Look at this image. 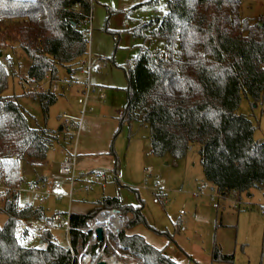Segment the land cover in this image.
<instances>
[{
  "label": "trees",
  "instance_id": "obj_1",
  "mask_svg": "<svg viewBox=\"0 0 264 264\" xmlns=\"http://www.w3.org/2000/svg\"><path fill=\"white\" fill-rule=\"evenodd\" d=\"M92 2L0 0V53L21 49L30 61L29 77H59V68L70 75L88 53ZM241 2H137L121 10L127 24L124 30L139 39L136 54L120 63L113 62L112 56H99L103 62H113L126 79L127 99L115 133L124 123L128 128L133 123L146 125L151 153H168L174 158L184 157L189 146L197 143L206 181L218 193L233 198L251 187L264 186V139L254 138L252 121L238 111L242 96L255 105L264 93V13L253 19L242 16ZM148 6L155 11L130 15V11ZM109 32L117 46L118 30ZM7 87L8 72L0 61V178L4 177L7 187L0 196V212L6 215L0 226V264H78L87 234L71 229V249L67 248L51 239L48 226L52 216H46L40 204L16 209L22 181L20 162L41 164L62 124L58 130L29 126L18 96L6 94ZM23 93L37 98L45 114L57 98V93L46 89H25ZM67 141L64 135L63 142ZM108 153L117 172L119 161L113 147ZM158 197L165 200V193ZM93 203L87 212H70V223L80 226L101 207H119L129 219L114 239L140 257L139 264H179L164 248L152 245L139 233L127 232L139 223L152 227L142 213V199L126 203L118 195H103ZM28 218L44 220L47 228L35 234L24 226ZM210 259L232 264L234 255L213 242Z\"/></svg>",
  "mask_w": 264,
  "mask_h": 264
},
{
  "label": "rangeland",
  "instance_id": "obj_2",
  "mask_svg": "<svg viewBox=\"0 0 264 264\" xmlns=\"http://www.w3.org/2000/svg\"><path fill=\"white\" fill-rule=\"evenodd\" d=\"M140 1L143 0H93L92 2L93 16L90 34L91 36L93 34V38L99 39L102 46L101 54L109 47L104 55L112 56L115 63L124 62L137 52L136 44L139 39L124 30L126 24L124 13L121 10ZM107 9L112 10L113 13H108ZM154 11L155 9L149 8V6L140 7L130 11V15L146 16ZM240 13L245 17L256 18L264 13V0H242ZM109 30H118L117 46H115V39ZM6 52H10L13 58L8 63L3 62L8 72V87L5 92L18 96V102L26 112L29 126L58 130L59 118L63 112L68 114L79 112L78 95L75 86L72 85L68 90L59 89L56 100L48 107L45 114L37 98L23 93L27 87L21 77H27L29 58L19 48L12 51L4 49L0 53V61ZM113 62L108 61L106 65H101L97 70L91 69L90 81L102 86L106 97L101 101H91L93 110L87 113L106 117L105 120L113 122L115 120V126L112 130L110 128V133H108L105 129L106 121L101 129L102 133L96 128L89 127L81 134L79 141L85 148L91 149L90 152L93 155H98L97 163H99L90 167L83 166L84 168L77 164L75 174L80 171L112 169L114 158L108 151L110 147H113L119 161L118 182L114 179L107 182H92L91 189L85 190L82 188L85 182L76 180L73 183L74 199L68 206L69 182L64 176L57 174L56 170L65 153L76 155L79 152L77 148H73L78 136L74 131L70 141L64 143V130L61 129L42 163L46 178L51 181H59L60 187L53 190L49 183L42 188L45 193L44 198L34 200L29 190V183L36 177L33 174L32 166L29 165L30 168L26 167L25 171L21 172L23 177L19 185L18 204L23 205L27 202L40 204L44 208L45 215L51 217L55 210L72 211L77 204L84 205L86 203L83 202L95 200L102 193L118 195L126 203H136L140 198L143 201L142 213L152 227L139 223L134 225L131 231L140 233L156 247L164 248L169 252L175 250V253L187 255L188 262L185 261L182 264H210L209 255L213 242L219 244L226 253H233L232 264H264V211L261 212V209H264V186H255L240 192L243 202L238 205L239 207L236 206L237 203L235 205L231 195L219 193L215 199L218 206L215 207L205 193L194 195L199 184L208 183L203 175L197 143H192L189 146L184 157L174 158L168 153L161 156L151 153L146 125L133 123L128 128V125L124 123L121 129L115 133L118 125L117 117L123 109L127 96L124 73ZM80 68L83 67L79 66L72 73L74 76L84 79V74L79 71ZM68 74L69 72L64 68H59L60 78L68 77ZM58 84L61 85V83ZM238 111L245 113L252 121L254 138L264 139V93L261 101L255 105L242 96ZM100 136L102 141H106L107 148L105 149H101V142L95 139ZM108 158L111 162L106 163ZM19 166L22 170L23 165ZM147 167L152 168V174L146 173ZM154 182H157L161 192L165 193V200L163 198V201H153L155 194L150 187ZM54 193H59L61 196L56 198ZM78 197H83L88 201ZM1 200L0 205L2 204ZM5 219V213L0 212V226L3 225ZM35 223L38 225V220ZM181 225L184 226V230L179 229ZM52 233L59 242L64 244V234L61 229H53ZM38 244L43 245L39 242ZM132 262L129 253L124 251V263L132 264ZM221 264L230 263L221 262Z\"/></svg>",
  "mask_w": 264,
  "mask_h": 264
},
{
  "label": "built area",
  "instance_id": "obj_3",
  "mask_svg": "<svg viewBox=\"0 0 264 264\" xmlns=\"http://www.w3.org/2000/svg\"><path fill=\"white\" fill-rule=\"evenodd\" d=\"M12 54L10 52H6L2 55V62H10L12 60ZM81 67L80 70L84 74V79H77L71 76L69 77H51L48 74L43 75L41 78L37 77H21V80L25 82V85L28 90L36 91L39 89H46L49 92L58 93L59 89H71V86L74 85L77 89V103L80 105L79 112L77 114H68L63 112L60 116L62 130H64V135L68 141L73 137L74 131L76 136H78V131L80 128V124L83 120V116L91 110L90 102L93 100H103L105 97V93L103 92L102 86L95 84L90 81L89 76L91 69L94 68L93 58L88 51V53L81 59ZM27 75V74H26ZM58 83H61L59 85ZM75 165H76V157L75 154L72 155L69 152L65 153L64 157L59 161L57 166V172L59 175L66 177L69 182V205L73 200V183L77 179L75 178ZM148 175L152 174V168L147 167L145 169ZM83 176L88 177V182L84 185L85 189H89L91 187L92 182L104 181L107 182L112 179H117V172L113 169L110 170H88L84 173H80ZM51 183L52 189L57 190L60 187V182L57 180H48L47 179H35L29 183V190L31 192V196L34 200H42L44 198V191L42 188ZM150 189L155 194L153 196V201L157 202L159 200L158 194H162L160 186L157 182H154ZM7 192V187L4 182V177L0 178V196L5 195ZM206 194L209 199L212 201L213 206L217 207L218 203L215 202V199L219 196V193L216 190V187L211 184H201L197 186L196 191L194 192L195 196L199 194ZM56 198H59L61 194L54 193ZM32 204L31 202H27L23 205L18 204L16 209H20L22 206ZM38 204H32L35 206ZM263 212L264 209H261ZM52 224L48 227L53 229H61L64 234V244L67 248L71 249L70 241H69V232L71 229L76 228L82 233L87 234V240L78 253V264H95L99 260H104L107 264H109V260L112 256L122 262L124 264V251H129L120 245L115 240L114 237L118 235V233L124 228L126 222L129 219V214L124 213L119 207H101L94 214L86 217L84 219V223L80 226H73L70 223V211H62L55 210L52 213ZM35 219L28 218L24 222V226H26L29 230L33 231L35 234H40L45 228L44 225L36 224ZM98 229H100V233H98ZM183 229V226H181ZM51 239L53 241H58L57 238L52 235ZM41 241V239H40ZM131 261L134 264H139L141 258L135 255L130 254Z\"/></svg>",
  "mask_w": 264,
  "mask_h": 264
},
{
  "label": "crops",
  "instance_id": "obj_4",
  "mask_svg": "<svg viewBox=\"0 0 264 264\" xmlns=\"http://www.w3.org/2000/svg\"><path fill=\"white\" fill-rule=\"evenodd\" d=\"M133 1V0H132ZM131 2V1H130ZM92 14H93V7H92ZM93 16V15H92ZM91 21H92V18H91ZM91 24V23H90ZM126 24V23H125ZM127 25V24H126ZM89 28H90V26H89ZM91 33V32H90ZM107 45V44H106ZM102 48V46H101V44H100V42H99V39H95V38H93V34H92V36H91V34H90V37H89V44H88V51L90 52V54H91V56H92V58H93V60H94V69L95 70H97V69H99L100 67H101V65H106V63H108V62H103L102 60H100V58H99V56H102V57H104L105 55V53L108 51L107 49L109 48H106L105 49V52L103 53V54H101V49ZM79 71H81V70H79ZM82 72V71H81ZM69 76H71V77H73V78H77V79H80L79 77H77V76H74L73 75V73H71ZM75 91L77 92V89L75 88ZM58 95V94H57ZM105 97H106V95H105ZM104 97V98H105ZM93 110V107H92V105H91V110L89 111V112H91ZM104 118H106V117H103V116H99V115H93V114H90V113H86L84 116H83V119L84 120H82V122H81V124H80V128H79V131H78V139L74 142V144H73V148H77L78 150H79V152L78 153H76V155H75V157H76V165L77 164H79L80 165V167L81 168H84V167H90V166H92V165H95V164H98L97 163V156H95V155H93V153L92 152H90V150L91 149H87V148H85V146L84 145H82L81 144V142L79 141V139H80V136H81V134L83 133V132H85L89 127H91V128H96V129H98L101 133H102V131H101V129L104 127V124H105V122L107 121V123H106V126H105V129L108 131V133H110L109 132V130H110V128H111V130H112V128L115 126V120H114V122L113 121H110V120H105ZM60 119V118H59ZM61 119H60V125H61ZM113 125V126H112ZM103 135V134H102ZM101 135V136H102ZM101 136L100 137H97V138H95V139H98L100 142H101V144H102V147H101V149H105V148H107V145H106V141H102V139H101ZM107 136H108V134H107ZM93 145H96V143H93ZM88 146V145H87ZM80 150H81V152H80ZM89 151V152H88ZM108 162H111V160H109V158L108 159H106V163H108ZM43 163V162H42ZM37 164V165H34V166H32V170H33V174L35 175V177H36V179L37 178H46V176H45V173H44V165L43 164ZM23 165V169L21 170V167H20V172H22L23 170L25 171V168L26 167H29V164L28 163H26V162H24V161H22V162H20V165ZM76 165H75V168L77 169V167H76ZM31 166V165H30ZM84 166V167H83ZM30 168V167H29ZM113 169V168H112ZM56 172H57V170H56ZM75 172V171H74ZM84 172H86V171H80V172H77L76 173V176H75V178H77L76 180L77 181H83V182H85L83 185H82V188H85L84 187V185L86 184V183H88V177H86V176H83V175H81L80 173H84ZM117 173L119 174V171L117 170ZM57 174H58V172H57ZM23 177V176H22ZM66 178V177H65ZM75 180V181H76ZM116 180V179H115ZM117 180H119V178L117 179ZM75 181H74V183H75ZM201 184H204V183H201ZM201 184H199V185H201ZM198 185V186H199ZM91 189V188H90ZM86 190V189H85ZM103 195H109V194H104V193H102V194H100L99 195V197L98 198H96L95 200H97V199H99V198H101ZM18 196H19V193H18ZM84 197H85V195H84ZM78 198H82V199H84L83 197H78ZM233 198V197H232ZM74 199V198H73ZM89 199H91V198H89ZM84 200H86V201H88V199H84ZM95 200H89L88 202H83V203H86V204H84V205H81V204H77L76 205V207H74L73 209H72V211H70V212H77V213H84V212H87V211H89L91 208H93L94 207V203H93V201H95ZM233 201H235V205H236V203H237V207H239L238 205H240V203H242L243 201H242V199H241V197H240V194L238 195V196H236V198H233ZM71 204V203H70ZM213 205V204H212ZM42 206V205H41ZM68 206H70V205H68ZM43 207V206H42ZM38 224H41V225H44L45 224V221L44 220H38ZM181 226H183V225H181ZM181 226L179 227V229L180 230H184V226H183V229H181ZM127 232L128 233H133V231H131V228L130 229H128L127 230ZM136 233V232H135ZM140 234V233H139ZM221 247V246H220ZM159 248H161V247H159ZM221 249H222V247H221ZM223 250V249H222ZM166 251V253L173 259V260H175L177 263H179V264H182V263H184L185 261H187L188 262V260H189V257L187 256V255H185V254H178V253H175V250L173 251V252H169V251H167V250H165ZM211 251V250H210ZM225 252V251H224ZM187 254V253H186ZM210 256V255H209ZM191 257V256H190ZM209 263L210 264H214V263H216V264H221V262H212L211 261V259H209Z\"/></svg>",
  "mask_w": 264,
  "mask_h": 264
},
{
  "label": "bare ground",
  "instance_id": "obj_5",
  "mask_svg": "<svg viewBox=\"0 0 264 264\" xmlns=\"http://www.w3.org/2000/svg\"><path fill=\"white\" fill-rule=\"evenodd\" d=\"M109 264H123L122 262L118 261L115 256H112V258L109 260ZM125 264V263H124ZM134 264V262H132Z\"/></svg>",
  "mask_w": 264,
  "mask_h": 264
},
{
  "label": "water",
  "instance_id": "obj_6",
  "mask_svg": "<svg viewBox=\"0 0 264 264\" xmlns=\"http://www.w3.org/2000/svg\"><path fill=\"white\" fill-rule=\"evenodd\" d=\"M100 233V229L97 230ZM96 264H107L104 260L98 261Z\"/></svg>",
  "mask_w": 264,
  "mask_h": 264
}]
</instances>
